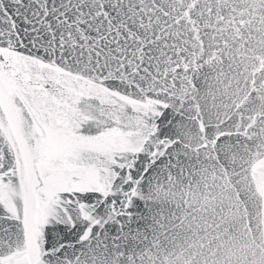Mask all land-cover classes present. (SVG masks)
Here are the masks:
<instances>
[{"label":"snow or ice","instance_id":"obj_1","mask_svg":"<svg viewBox=\"0 0 264 264\" xmlns=\"http://www.w3.org/2000/svg\"><path fill=\"white\" fill-rule=\"evenodd\" d=\"M0 264H264V0H0Z\"/></svg>","mask_w":264,"mask_h":264}]
</instances>
